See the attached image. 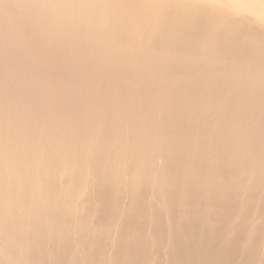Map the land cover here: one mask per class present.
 Instances as JSON below:
<instances>
[{
    "label": "bare ground",
    "instance_id": "6f19581e",
    "mask_svg": "<svg viewBox=\"0 0 264 264\" xmlns=\"http://www.w3.org/2000/svg\"><path fill=\"white\" fill-rule=\"evenodd\" d=\"M0 264H264V0H0Z\"/></svg>",
    "mask_w": 264,
    "mask_h": 264
},
{
    "label": "rangeland",
    "instance_id": "374dc122",
    "mask_svg": "<svg viewBox=\"0 0 264 264\" xmlns=\"http://www.w3.org/2000/svg\"><path fill=\"white\" fill-rule=\"evenodd\" d=\"M103 83L106 85V83H110V79H108L107 77H106V79H104V81H103ZM133 84V86L132 87H130V89H133V90H137V91H139V89H141V87H139L138 85H136V84H134V83H132ZM105 85H104V87H105ZM159 85H157V87H158ZM117 88V91H118V93H120L121 95H124V87L122 86V85H119L118 87H116ZM159 88V87H158ZM153 92L155 93V94H157L158 93V89H156V90H153ZM156 96V95H155ZM105 101H107L108 102V92L106 91V89L105 88H103V91L102 92H100L99 93V95H96L95 97H93L92 98V107H91V109L92 110H96V111H99V110H101L102 109V105H104L105 103ZM133 105H134V110L135 109H137V107H138V105H139V103H138V101H133V103H132ZM157 108H158V106H156ZM94 120V119H93ZM93 122V121H92ZM87 126V131H88V134H89V136L91 137H93V133H94V131H95V133H96V130H94L93 131V129H92V127H93V125H92V123H90V122H87V124H86ZM90 129H89V128ZM92 132V133H91ZM119 133H121V135H123V136H126V135H124L125 133H124V131L123 132H120V130L118 131ZM134 139L133 140H131L132 141V143H136V144H138V143H142L141 142V139H143V136L141 135V134H137L136 136H134L133 137ZM131 143V144H132ZM128 146H130V145H128ZM130 160V159H129ZM125 165L126 166H128L129 165V162H127V163H123V164H121L118 168H117V174H118V177L119 178H121V180H122V183H124V185H126V187H129L130 189H132L133 188V179L131 178V177H129V176H127L126 175V167H125Z\"/></svg>",
    "mask_w": 264,
    "mask_h": 264
}]
</instances>
